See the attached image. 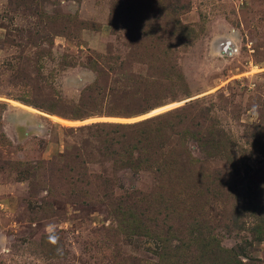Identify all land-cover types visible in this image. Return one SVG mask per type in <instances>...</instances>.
I'll use <instances>...</instances> for the list:
<instances>
[{"label": "rangeland", "instance_id": "1", "mask_svg": "<svg viewBox=\"0 0 264 264\" xmlns=\"http://www.w3.org/2000/svg\"><path fill=\"white\" fill-rule=\"evenodd\" d=\"M0 264H264V0H0Z\"/></svg>", "mask_w": 264, "mask_h": 264}, {"label": "trees", "instance_id": "2", "mask_svg": "<svg viewBox=\"0 0 264 264\" xmlns=\"http://www.w3.org/2000/svg\"><path fill=\"white\" fill-rule=\"evenodd\" d=\"M164 122H168L167 116H160L155 119H145L132 123L93 122L89 125L77 126V129L83 130L97 127V130L107 131L103 139L105 153L111 156L114 164L118 165L121 169H140L143 165H149L150 161H153V157L156 154L153 153L157 149L153 147L151 137H146L145 128L153 123H158V126L161 123L164 124ZM173 122L172 120V124ZM110 134L114 135L110 136ZM139 144L144 145L143 148L146 151L145 155H141V152L137 149L136 146ZM161 163L164 164V167L165 165L170 166L173 164H177L180 167L183 166L182 160L176 162L171 158L168 161L165 158Z\"/></svg>", "mask_w": 264, "mask_h": 264}, {"label": "water", "instance_id": "3", "mask_svg": "<svg viewBox=\"0 0 264 264\" xmlns=\"http://www.w3.org/2000/svg\"><path fill=\"white\" fill-rule=\"evenodd\" d=\"M165 108H167V107H161V108H159V109H156L155 111L149 112V113H147L146 116H144L143 119H141V120H144V119L150 118V117H152L153 115H155L156 113H160V112H162L163 109H165Z\"/></svg>", "mask_w": 264, "mask_h": 264}]
</instances>
